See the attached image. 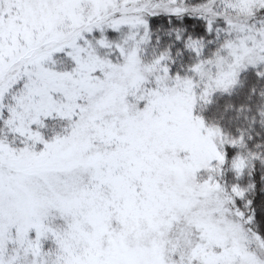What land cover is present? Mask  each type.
Returning <instances> with one entry per match:
<instances>
[{"label": "snow or ice", "instance_id": "snow-or-ice-1", "mask_svg": "<svg viewBox=\"0 0 264 264\" xmlns=\"http://www.w3.org/2000/svg\"><path fill=\"white\" fill-rule=\"evenodd\" d=\"M0 264H264V0H0Z\"/></svg>", "mask_w": 264, "mask_h": 264}]
</instances>
